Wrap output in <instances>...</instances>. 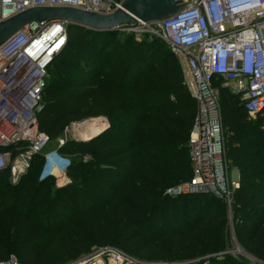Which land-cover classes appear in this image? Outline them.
<instances>
[{
	"label": "trees",
	"instance_id": "1",
	"mask_svg": "<svg viewBox=\"0 0 264 264\" xmlns=\"http://www.w3.org/2000/svg\"><path fill=\"white\" fill-rule=\"evenodd\" d=\"M48 75L38 121L50 141L87 118L105 116L111 127L66 145L91 160L72 163L68 175L79 183L59 196L51 198L54 179L34 178L41 157L16 186L0 188V263L13 256L20 264H62L112 246L146 263L244 264L217 256L230 246L231 230L246 253L264 259V118L249 120L221 90L227 157L240 173L229 207L212 193H168L192 177L187 142L197 104L166 42L67 25V47ZM76 219L86 232L69 238L57 258L54 237L79 228ZM45 235L50 241L42 246Z\"/></svg>",
	"mask_w": 264,
	"mask_h": 264
},
{
	"label": "built area",
	"instance_id": "2",
	"mask_svg": "<svg viewBox=\"0 0 264 264\" xmlns=\"http://www.w3.org/2000/svg\"><path fill=\"white\" fill-rule=\"evenodd\" d=\"M64 6L107 15L120 9L122 2L0 0V22L34 7ZM111 32L166 42L179 62L187 93L196 101L187 142L192 177L168 193H212L231 207L240 173L227 157L221 90L239 101L249 120L264 118V0H184L169 21L121 25ZM66 43V22L38 21L0 48V178L5 175L19 182L41 157L39 182L54 179L60 187L69 184L72 160L58 149L48 150L50 138L38 121L49 68ZM0 264L20 263L11 256ZM72 264L147 263L106 246Z\"/></svg>",
	"mask_w": 264,
	"mask_h": 264
},
{
	"label": "water",
	"instance_id": "3",
	"mask_svg": "<svg viewBox=\"0 0 264 264\" xmlns=\"http://www.w3.org/2000/svg\"><path fill=\"white\" fill-rule=\"evenodd\" d=\"M183 5L184 0H123L120 9L107 15L68 6L34 7L0 22V48L33 22L64 21L68 26L104 33L114 31L121 25L169 21ZM231 224L233 228L232 218ZM234 244L242 256L255 260L240 247L235 238Z\"/></svg>",
	"mask_w": 264,
	"mask_h": 264
},
{
	"label": "rangeland",
	"instance_id": "4",
	"mask_svg": "<svg viewBox=\"0 0 264 264\" xmlns=\"http://www.w3.org/2000/svg\"><path fill=\"white\" fill-rule=\"evenodd\" d=\"M117 1H120V0H117ZM66 47H67V43L64 46V48H66ZM56 62H58V60H56L55 63ZM178 64H179V62H178ZM94 120H104L103 122L105 124V128L108 125L111 127V125H110L111 121H109V119L106 118L105 116H100V117H97V118H87V119L83 120L82 122H77V123H79L81 125H79V126L78 125H75V126L71 125L63 132L61 137H59V138H57L55 140H51L50 144L48 145V150L49 151H53V150H57L58 149L59 151L62 150L64 152H66L67 153L66 155L72 160V163L76 162L77 160H80V161L82 160L83 162L90 161L91 160L90 156L81 155L79 153H69V152L66 151L65 147H66L67 144L69 145L70 143L80 142V141H76L77 138H78V133L80 132L79 130L80 129L81 130H85V131L88 130L89 129V124L88 123L91 122V121H94ZM252 122H253V124H255V121H252ZM115 124L118 125V126H128V127L133 126L126 119H118V120L115 121ZM230 134L231 133L229 132L228 135H230ZM92 138H94V137H92ZM105 138H108V137H105ZM187 139H188V137L186 136L184 138V141L186 142ZM82 142H84V141H82ZM137 142H138V138L134 137V144H136ZM129 145H131V143H127V144H124V145L116 146L112 150H124ZM138 152L149 153V150L143 149V151H142V149H138ZM229 162L232 165L231 159L229 160ZM233 167L234 166L232 165V168ZM233 169L237 170L235 167ZM38 171H39V168H37L36 172L33 173V174H35L34 178H37V179L39 178V175H38L39 172ZM68 179H69L68 180L69 184L67 186H65V187H60V185H59L60 182H57V181L54 180V184L50 187V191H52L51 192L52 193L51 194V198L59 196V193L57 192L58 190L64 189V188L72 186V185L75 186V185H78V183H79L78 180L71 178L69 175H68ZM19 182L14 183V182L10 181L9 179H7V176L4 175L3 177L0 178V188L1 187H5V186H16ZM217 197L221 198L220 196H217ZM74 224L77 227H79V228H77V229H68V230L62 231L61 234H56V236L54 237L55 248L53 249V251H54L55 255L57 256V258L60 256L59 255L60 254V250H61L60 248L66 244V241L69 238L78 237V236H80V235H82L83 233L86 232L85 231L86 223H84L83 219H76ZM229 227H230V230H231L232 229L231 220L229 221ZM1 232H2V230H0V238L2 239L4 234H2ZM229 238H230V242L231 243H230V246L228 247V249H226L225 251H223V252H221V253H219L217 255L218 257H220V259H223L225 256H231L233 258H237L238 260H240L244 264H258L260 262H264V259H258V258L253 257L251 255L255 259V260L252 261V260L242 256L239 252L236 251V247H235V244H234V238L236 239V237H235V233L233 232V230L230 231ZM48 241H50V236L45 235L42 246H44ZM93 251H94V249L91 250L87 255H91L93 253ZM79 259H77V260H79ZM77 260H73L71 262L62 263V264H72L73 262H75ZM188 263L189 264H197V263L198 264H204V259L203 258L202 259H195V260H191V261H188V262H185V263H180V264H188ZM147 264H155V263L148 262ZM158 264H166V263H158ZM205 264H208V263H205Z\"/></svg>",
	"mask_w": 264,
	"mask_h": 264
},
{
	"label": "bare ground",
	"instance_id": "5",
	"mask_svg": "<svg viewBox=\"0 0 264 264\" xmlns=\"http://www.w3.org/2000/svg\"><path fill=\"white\" fill-rule=\"evenodd\" d=\"M65 44L62 46L63 49ZM104 120H94L89 122V129L88 130H79L80 132L78 133V138L77 140L79 141H86L91 139L92 137H95L99 135L104 129H105V124L103 122Z\"/></svg>",
	"mask_w": 264,
	"mask_h": 264
}]
</instances>
